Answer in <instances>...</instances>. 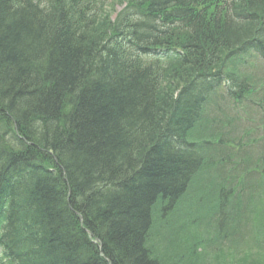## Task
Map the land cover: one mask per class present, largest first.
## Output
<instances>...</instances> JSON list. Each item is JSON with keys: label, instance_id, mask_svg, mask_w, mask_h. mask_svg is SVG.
Returning a JSON list of instances; mask_svg holds the SVG:
<instances>
[{"label": "trees", "instance_id": "1", "mask_svg": "<svg viewBox=\"0 0 264 264\" xmlns=\"http://www.w3.org/2000/svg\"><path fill=\"white\" fill-rule=\"evenodd\" d=\"M263 69L264 0H0V263L264 264Z\"/></svg>", "mask_w": 264, "mask_h": 264}, {"label": "rangeland", "instance_id": "2", "mask_svg": "<svg viewBox=\"0 0 264 264\" xmlns=\"http://www.w3.org/2000/svg\"><path fill=\"white\" fill-rule=\"evenodd\" d=\"M118 8L119 7H116V10H118ZM263 71H264V69H263ZM250 108L253 111L252 115L258 116V115L263 114V112H261L260 110H258L255 107L251 106ZM187 200H188L187 198L184 199V201H187ZM248 209H249L248 206H242L240 208V210L243 214H246ZM176 217H177V215L173 214V213L169 216L170 220H174ZM157 223H159V225H161L163 222H159L157 220H154L153 227L159 226V225H157ZM235 223H238V222L235 220ZM251 223H255V222H251ZM256 226L259 227L260 224L256 223ZM238 228H240V227H238ZM238 228L235 230V234H234V239H235V241H237V243L241 237V231ZM223 233H226V228L222 229V234ZM199 235L205 239L209 238L210 237L209 229H206L203 234L199 233ZM221 237H223V235H217V238H215L214 235H212L213 239L209 238L210 240H208V246L206 248L207 254H208V256H210V257H208V260L211 263H217V264H236L237 260H231V259L225 258V257L219 258L220 256L216 257V255H220V251H222V252L225 251V254H229L230 256H232V253H229L231 250H228V252H226L225 247L228 244V240L225 241L223 245H221L222 241H223V240H221ZM195 238H198V235H196V234L194 235L193 233H191L189 235V234L184 233V232L178 233V234L173 235V236H167V239H168L169 243L171 244V250H168L167 255L171 259H173L174 261L181 259V262H187L186 258L189 257V255L187 252H184L182 250V245L180 242L184 241L186 243L187 242L190 243V245H188V246L186 245L187 249H189L191 247L192 239H195ZM238 245L239 244H236L234 242L231 244V246H233L234 248ZM217 259H219V260H217ZM225 259H227V260H225Z\"/></svg>", "mask_w": 264, "mask_h": 264}, {"label": "bare ground", "instance_id": "3", "mask_svg": "<svg viewBox=\"0 0 264 264\" xmlns=\"http://www.w3.org/2000/svg\"><path fill=\"white\" fill-rule=\"evenodd\" d=\"M133 54H134V53H130V57H131V58H133ZM6 192H7V193H13V191H11V190H6Z\"/></svg>", "mask_w": 264, "mask_h": 264}]
</instances>
